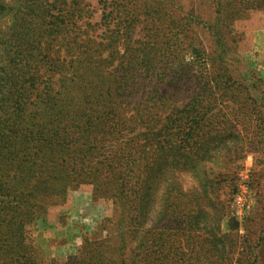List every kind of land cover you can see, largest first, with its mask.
Masks as SVG:
<instances>
[{
	"label": "rangeland",
	"instance_id": "1",
	"mask_svg": "<svg viewBox=\"0 0 264 264\" xmlns=\"http://www.w3.org/2000/svg\"><path fill=\"white\" fill-rule=\"evenodd\" d=\"M6 73L0 264H264V0H0Z\"/></svg>",
	"mask_w": 264,
	"mask_h": 264
},
{
	"label": "trees",
	"instance_id": "2",
	"mask_svg": "<svg viewBox=\"0 0 264 264\" xmlns=\"http://www.w3.org/2000/svg\"><path fill=\"white\" fill-rule=\"evenodd\" d=\"M17 86H19V82L18 80L15 79V75H13L12 73H6V77L1 78L0 80V95H2V98H0L2 101L1 105H5L9 101H13L14 93L19 92L18 89L16 90ZM8 95H11L12 97H9ZM201 150L202 148L200 145L199 151Z\"/></svg>",
	"mask_w": 264,
	"mask_h": 264
}]
</instances>
